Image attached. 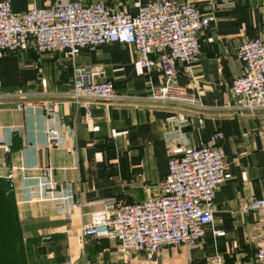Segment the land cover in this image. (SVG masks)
I'll return each instance as SVG.
<instances>
[{
  "label": "crops",
  "instance_id": "obj_1",
  "mask_svg": "<svg viewBox=\"0 0 264 264\" xmlns=\"http://www.w3.org/2000/svg\"><path fill=\"white\" fill-rule=\"evenodd\" d=\"M10 1L22 14L74 0ZM79 1H102L135 15L149 0ZM179 1L215 16L200 35V54L190 70L176 65L178 83L197 107L150 102V87L161 82V72L146 73L127 45L85 49L74 65L65 54H40L32 47L0 53V178L12 185L28 264H205L214 255L223 264H255L264 216L243 208L249 196H264V111L228 107L234 102L227 85L241 75L239 45L264 39V0ZM87 66L112 83L122 100L92 102L85 121L69 94L75 68ZM46 108L61 119H52ZM172 130L182 131L194 147L222 134L217 144L231 177L217 187L202 240L163 246L148 257L137 250L124 256L115 239L82 236L78 228L91 214L161 194L169 157L164 133ZM49 131L56 132L55 141ZM217 230L224 234L216 236Z\"/></svg>",
  "mask_w": 264,
  "mask_h": 264
},
{
  "label": "built area",
  "instance_id": "obj_2",
  "mask_svg": "<svg viewBox=\"0 0 264 264\" xmlns=\"http://www.w3.org/2000/svg\"><path fill=\"white\" fill-rule=\"evenodd\" d=\"M214 20V12L204 15L179 0H149L135 15L110 8L102 1L86 4L79 0L17 14L10 0H0V53H20L32 47L40 54H65L74 65L85 49L112 43L127 45L146 73L156 68L161 72V82L150 87V102L197 107V100L179 85L176 65L185 64L190 70L200 54V35ZM235 58L242 71L227 85L234 102L227 106L238 112L264 111V39L244 41ZM69 98L84 110L85 121L91 118L92 102L122 100L112 83L99 80L98 70L91 66L75 68ZM45 112L52 119H61L55 109L46 108ZM171 122L185 125L187 120ZM48 134L50 141L56 140L55 131ZM164 134L169 157L166 174L159 183L161 194L121 205L111 213L91 214L89 221L78 228L82 236L115 239L124 256L137 250L148 257L163 246L202 240L213 220L217 187L231 177L217 144L222 134L215 132L210 142L200 147L189 145L182 131ZM243 210L264 216V196H249ZM214 234L222 236L224 232L217 230ZM257 237L255 264H264V235L259 232ZM205 264L223 261L218 255L207 256Z\"/></svg>",
  "mask_w": 264,
  "mask_h": 264
},
{
  "label": "trees",
  "instance_id": "obj_3",
  "mask_svg": "<svg viewBox=\"0 0 264 264\" xmlns=\"http://www.w3.org/2000/svg\"><path fill=\"white\" fill-rule=\"evenodd\" d=\"M0 264H28L12 185L6 178H0Z\"/></svg>",
  "mask_w": 264,
  "mask_h": 264
}]
</instances>
